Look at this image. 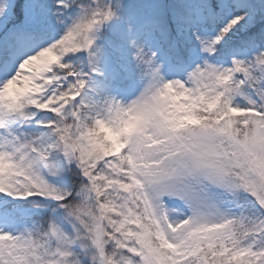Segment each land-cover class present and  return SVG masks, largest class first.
Wrapping results in <instances>:
<instances>
[{
  "label": "snow or ice",
  "instance_id": "obj_1",
  "mask_svg": "<svg viewBox=\"0 0 264 264\" xmlns=\"http://www.w3.org/2000/svg\"><path fill=\"white\" fill-rule=\"evenodd\" d=\"M0 264H264V0H0Z\"/></svg>",
  "mask_w": 264,
  "mask_h": 264
}]
</instances>
